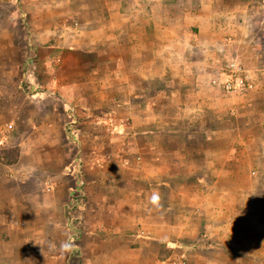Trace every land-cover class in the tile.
<instances>
[{
    "label": "crops",
    "instance_id": "obj_1",
    "mask_svg": "<svg viewBox=\"0 0 264 264\" xmlns=\"http://www.w3.org/2000/svg\"><path fill=\"white\" fill-rule=\"evenodd\" d=\"M120 1L117 11L108 4L101 12L109 38L100 51L97 44L93 50L94 58L114 78L112 84L95 83L93 90L85 92L79 89L73 102L64 98L68 92L57 83L29 97L38 117L22 124L19 161L0 168V264L67 263L71 236L65 206L77 194L78 186L66 170L77 165L78 152L82 153L88 200V235L73 249L81 255L79 264H148L165 244L173 251L176 237L194 235L192 219L198 220L197 228H210L211 216L200 207L185 218L179 234L174 228V204L160 198L175 187L158 182L165 176L159 169L174 157L168 148L174 134L171 127L179 121L194 122L186 113L171 115L167 109L181 110L175 104L187 98L189 111L191 97L204 94L197 81L204 78L211 48L217 46L223 50L234 46L237 56L241 50H251L239 62L264 86V0H198L197 10L191 14L185 7L190 0H183L182 9V0ZM160 9L172 15L161 21L157 15ZM191 15L192 22L181 26L180 18L190 19ZM201 52L208 55L203 70V64L196 61ZM155 81L163 88L154 87ZM195 84L199 86H191ZM112 99L118 103L114 110L120 132L117 141L125 144L121 154H110L104 145L108 140V135H103L105 124L111 122L106 104ZM68 105L72 106L70 113ZM68 129L73 131L69 135L72 142L83 143L82 151L72 148ZM90 129L95 130L91 133ZM37 149L40 153L34 154ZM146 154H151L150 158ZM36 155L38 166L34 164ZM170 170L168 166L166 175ZM10 177L26 181L6 182ZM147 180L157 182L150 190L151 237L142 230L143 184ZM149 206L145 205L146 209ZM221 212L216 209L213 216Z\"/></svg>",
    "mask_w": 264,
    "mask_h": 264
},
{
    "label": "rangeland",
    "instance_id": "obj_2",
    "mask_svg": "<svg viewBox=\"0 0 264 264\" xmlns=\"http://www.w3.org/2000/svg\"><path fill=\"white\" fill-rule=\"evenodd\" d=\"M224 1L237 3L238 0ZM183 2L179 1L181 9ZM108 4L117 11L121 1L0 0V126H14L9 144L0 153L1 169L19 161L24 140L22 124L38 117L29 97L57 83L65 87L66 95L71 96L68 98L65 95L64 98L73 102L79 89L85 92L93 90L95 83L112 84L114 78L94 58L93 51L95 44L100 51L103 42L109 38L100 19ZM197 4L198 0H190V4L185 5L188 6L186 13H195ZM174 12L179 13V10L173 9ZM168 14L172 15L163 9L157 13L161 21ZM192 16L190 19L189 16L180 18V25L192 22ZM250 52L248 49L241 50L240 56H237L234 46L224 50L219 46L211 48L207 67L208 55L201 52L196 61L203 64L202 70L206 69L202 72L204 78L197 84L203 88L204 94L191 97L189 111L186 110L187 98H180L178 105L175 104L181 110L167 109L171 115L183 116L186 113L187 118L194 122L179 121L178 125L171 127L174 134L169 139L168 148L171 150L169 155L175 158H169V164L159 169L165 172V176L158 182H169L175 187L165 191L160 198L174 204V228L179 234L184 228L185 218L190 217V213L195 214L200 207L210 214L211 221L207 231L205 227L197 228L198 220L192 219L194 235L176 237L173 251L165 244L160 255L148 264H264V86L261 87L257 79H253L248 67V80L256 84L251 91L229 95L212 84L213 78L229 61H240L243 55L246 57ZM197 84L191 86H199ZM153 86L163 88L162 83L157 81ZM111 102L106 104L109 105L111 122L110 125L105 124L103 135H108V140L104 145L110 154H121L125 144L117 141L120 132L114 110L118 103L113 99ZM68 108V113L73 111L71 105ZM90 130L92 133L95 129ZM72 144L74 150L78 148L82 151V142ZM163 146V152L167 154L166 143ZM39 153L37 149L34 154ZM78 153L81 157L82 153ZM150 155L146 154V157L150 158ZM39 160L36 155V166ZM168 166L171 170L166 175ZM72 169L67 168V174ZM85 177V168H81L79 178L85 187L81 208L71 214L66 211L68 236L72 232L79 234L74 241L72 237L68 238L66 264L80 263L81 255L74 253L73 249L88 235ZM25 181L11 177L6 180L9 183ZM153 183L157 182L147 180L143 184L142 230L149 236L153 224L149 206ZM147 204L148 209L145 207ZM65 208L67 210V206ZM216 209L222 212L215 213L214 217ZM119 260L113 259L117 263Z\"/></svg>",
    "mask_w": 264,
    "mask_h": 264
},
{
    "label": "built area",
    "instance_id": "obj_3",
    "mask_svg": "<svg viewBox=\"0 0 264 264\" xmlns=\"http://www.w3.org/2000/svg\"><path fill=\"white\" fill-rule=\"evenodd\" d=\"M212 84L229 95H241L254 88V84L248 80L246 68L239 62L238 59H232L229 61L226 66L221 69L219 75L213 78ZM68 131L69 141L72 142L69 135H71L73 131L71 132L70 129H68ZM13 132L14 126L12 124L0 126V153L3 151V148L9 144ZM76 162L79 164V169H77V165H75L70 173H68L69 176L71 175L75 179L78 186L77 194L73 196L71 202L67 205L66 211L69 214L76 212L79 208H81L80 206L84 202L85 187L84 183L79 178L80 169L83 168L81 157H79V160H76ZM72 223L74 224L73 219ZM71 237L74 241V239L78 237V234L72 232Z\"/></svg>",
    "mask_w": 264,
    "mask_h": 264
}]
</instances>
